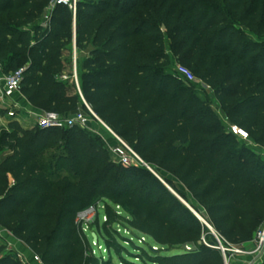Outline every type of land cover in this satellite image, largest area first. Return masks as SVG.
I'll use <instances>...</instances> for the list:
<instances>
[{
  "label": "trees",
  "instance_id": "16d2710c",
  "mask_svg": "<svg viewBox=\"0 0 264 264\" xmlns=\"http://www.w3.org/2000/svg\"><path fill=\"white\" fill-rule=\"evenodd\" d=\"M49 2L0 0V17L8 18L0 20V60L30 58L22 95L63 117L90 114L87 103L149 166L203 201V218L226 247L255 240L264 225V159L226 128L194 84L163 65L168 40L176 62L214 90L230 123L264 147V0H77L76 13L56 4L46 26L37 24ZM75 23L77 52L88 55L76 59L71 91L65 55ZM163 181L186 198L170 178L115 163L90 129L25 128L12 118L0 133V223L43 264H101L77 221L101 202L109 249L124 250L111 204L159 245L122 255L125 264H226L216 235ZM0 264L23 262L0 244Z\"/></svg>",
  "mask_w": 264,
  "mask_h": 264
},
{
  "label": "rangeland",
  "instance_id": "374dc122",
  "mask_svg": "<svg viewBox=\"0 0 264 264\" xmlns=\"http://www.w3.org/2000/svg\"><path fill=\"white\" fill-rule=\"evenodd\" d=\"M47 8V7H46ZM44 9L42 13V17L37 21V24H42L46 26V17L49 15L48 9ZM7 17H0V20H7ZM34 34V33H33ZM252 39H257L255 36H251ZM137 40V39H136ZM69 52L65 55V58L67 62H70L67 70L65 72V76L68 79V81L72 84L71 91H74V86L76 85V77H75V63L77 58H82L87 55L88 51H82L80 53L77 52L75 44L69 45ZM164 50L168 55V59L166 63H164L163 67L167 70V72L171 73L175 78H177L179 81L186 85H190L191 83L195 86V92L196 94L204 100L212 109V111L217 114L223 121L226 128L229 126L230 121L225 116V113L223 109L221 108V105L219 101L216 99L214 90L204 84L199 79L193 77L191 73L186 70L185 68L181 67L173 57L172 51L169 47V41L166 40L164 44ZM30 58L28 56H12L7 60H0V67L2 70L7 71L8 73L15 71L17 69L25 67L27 64H29ZM66 79V80H67ZM22 95V92H19L18 97ZM17 97V98H18ZM17 103V99H14ZM24 111L23 108H17V109H5L0 108V133L2 130H4L7 127V121L12 118H17L22 120L24 124H37L39 114H33L30 112H24L22 114L21 112ZM13 113V114H11ZM88 114V113H87ZM91 115V114H88ZM92 118L91 121V131L96 132L98 134H101V136H104L106 140L110 143H115L114 136L110 133L109 129L105 125L106 123L100 118L97 119L93 116H90ZM103 138V137H102ZM240 142L242 145H245L249 149L252 150V152L261 158L264 159V147L257 145L253 142L244 141L240 139ZM106 142V141H105ZM144 167L149 168L154 174L156 175H163L167 178H170L176 188L180 192H182L186 198H183L188 205H190L198 214L200 217H203V213L205 212V206L203 201L194 199L189 191L181 184L176 177H174L170 172H168L165 169H154L151 166L145 165ZM115 214H117V223H113L112 227L117 228V232L119 233L118 241L123 246L122 249H119L118 251L114 249H109V247L106 244L105 238H110L106 233L104 232L103 225L107 221V212L105 208L104 203H99L96 215L94 216L93 222L89 223L85 226L84 233L86 234V238L88 240L89 248L91 250V254L99 260H101V264H105L103 260H106L108 264H125L124 260L122 259L123 256H137L136 254L141 253L140 248H143L144 250L149 251V246L157 247L159 246L154 240L151 238L144 236L142 233L134 230L129 226V224L126 221V218L129 217V213L122 208H120L117 205L111 204ZM0 226L3 230V235L5 238L12 237L11 230L4 225L3 223H0ZM264 231V225L262 226L261 232ZM259 234V233H258ZM216 235V233H215ZM106 236V237H105ZM217 236V235H216ZM257 235V238L253 240L252 242L246 243L243 246H230L226 247L222 240L218 237V245L216 246L219 250H221L222 254L223 248L226 250V248H229V256L228 258V264H255L256 262H261V260L264 258V241L261 243L259 237ZM145 240H142V239ZM206 242V240H204ZM4 244L7 248L10 249V245L6 243L4 240ZM207 243V242H206ZM158 248V247H157ZM120 252L122 254L120 255ZM176 250H172L169 254L175 253ZM227 252V251H226ZM13 254V253H12ZM224 255V254H223ZM25 256V255H24ZM28 261H33V255L31 256H25ZM136 262H140L139 259L134 258Z\"/></svg>",
  "mask_w": 264,
  "mask_h": 264
},
{
  "label": "built area",
  "instance_id": "2783aa9c",
  "mask_svg": "<svg viewBox=\"0 0 264 264\" xmlns=\"http://www.w3.org/2000/svg\"><path fill=\"white\" fill-rule=\"evenodd\" d=\"M56 4H66L71 10L74 11V13H76L77 0H50L49 7L47 8L49 14L51 13L53 7ZM24 71H25L24 67L12 71L10 73H4L3 71H0V108H5V109L19 108V104L14 100V97L17 93L21 92L22 82L24 79ZM86 106L89 109L91 115H88L81 109L77 110L73 114H69L64 117L53 112H44L39 116L37 124L41 127L66 128V127L77 126L82 129H91L92 118L90 116H93L97 119H100V117L96 113H94V111L87 103ZM105 125L107 126L110 133L115 138V143H110L105 139L110 150L111 158L115 163L123 166H145V165L148 166V164L144 161V159L136 151H134L132 146L126 140L119 137L107 124ZM228 129L231 133L238 136L242 140L253 142L248 132L240 128L238 125L229 123ZM97 208L98 206H91L88 209L78 214L77 221L82 225L83 231L85 230L86 225L93 222L94 216L96 215L97 212ZM258 235L262 243L264 241V231L259 232ZM216 237L218 239V236ZM4 240L6 241L3 235V230L0 226V244L5 245ZM7 249L9 250V248ZM227 249L229 250V248H226V250L224 248L222 249L224 252L223 254L225 257L226 264H228V258L226 254V251H228ZM24 255L25 254L23 252H17L16 257L15 256L14 257L21 260L23 264H32V263L43 264L41 256L38 254L33 253V261H28V259H26Z\"/></svg>",
  "mask_w": 264,
  "mask_h": 264
},
{
  "label": "crops",
  "instance_id": "0c3cea01",
  "mask_svg": "<svg viewBox=\"0 0 264 264\" xmlns=\"http://www.w3.org/2000/svg\"><path fill=\"white\" fill-rule=\"evenodd\" d=\"M87 55H88V52H87ZM86 56H84V57H86ZM0 71H3L1 67H0ZM18 94L19 93H17L15 95L14 99H17L18 104H19V108L21 107V108L24 109V111L21 112L22 114H24V112H30V113H33V114H39V113L42 114V113H44V111L41 108H39L36 105H34L31 102H29L28 99L26 97H24L23 95L18 97ZM0 118H1V116H0ZM15 119L18 120L25 128L32 127L34 125V124H24L22 122V120H20V118L19 119L15 118ZM10 120L7 121V125H8V122ZM102 137H103L104 140L106 139V138H104V136H102ZM11 236L12 237H7L5 239H6V243L8 245H10V249L12 250L13 257L14 256L16 257V253L17 252H23L25 254V256L33 255L32 250L22 240L17 239L13 234H11ZM258 263L259 262H256L255 264H258ZM32 264H35V263H32Z\"/></svg>",
  "mask_w": 264,
  "mask_h": 264
},
{
  "label": "water",
  "instance_id": "95a60500",
  "mask_svg": "<svg viewBox=\"0 0 264 264\" xmlns=\"http://www.w3.org/2000/svg\"><path fill=\"white\" fill-rule=\"evenodd\" d=\"M76 44H77V24L75 23V46ZM165 185L199 218V220L204 222L209 227V229L213 234H215L214 228L203 217H200L199 214L190 205H188L187 202L182 197H180L168 184L165 183ZM142 240L145 239L143 238ZM185 248L190 249L188 246H185ZM150 250L153 252H157L158 248L154 246H150Z\"/></svg>",
  "mask_w": 264,
  "mask_h": 264
}]
</instances>
